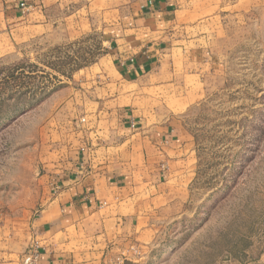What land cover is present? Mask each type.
I'll return each instance as SVG.
<instances>
[{"label": "rangeland", "instance_id": "obj_1", "mask_svg": "<svg viewBox=\"0 0 264 264\" xmlns=\"http://www.w3.org/2000/svg\"><path fill=\"white\" fill-rule=\"evenodd\" d=\"M79 11L62 4L41 28L26 19L0 34V264H26L37 245L20 238L43 197V161L65 158L70 123L84 117L62 110L71 92H96L112 71L108 23ZM201 13L211 21L200 27L195 103L177 112L180 53L146 79L164 77L148 103L180 127V214L148 258L136 246L117 264H264V0H213Z\"/></svg>", "mask_w": 264, "mask_h": 264}, {"label": "crops", "instance_id": "obj_2", "mask_svg": "<svg viewBox=\"0 0 264 264\" xmlns=\"http://www.w3.org/2000/svg\"><path fill=\"white\" fill-rule=\"evenodd\" d=\"M210 2L0 0V34L26 19L41 28L52 8L78 4L81 19L85 13L104 18L115 47L111 74L100 77L104 86L71 92L72 102L62 109L65 115L74 108L84 115L70 123L65 158L43 161V197L20 238L25 246L37 244L38 264H117L136 246L142 259L148 258L157 233L179 216L180 127L170 129L157 119L159 107L148 103L147 96L157 93L164 77L146 79L156 64L175 65L171 56L180 53L177 112L195 103L200 27L211 21L201 10ZM21 3L31 10L27 16L21 14ZM2 255L4 260L13 257L9 251ZM15 264H21V257Z\"/></svg>", "mask_w": 264, "mask_h": 264}, {"label": "built area", "instance_id": "obj_3", "mask_svg": "<svg viewBox=\"0 0 264 264\" xmlns=\"http://www.w3.org/2000/svg\"><path fill=\"white\" fill-rule=\"evenodd\" d=\"M21 8L23 11L24 10L26 11L29 9V7L25 3L21 4ZM39 256H40L39 248L36 245L35 248L30 252L29 256H27V258L25 259V263L26 264H38Z\"/></svg>", "mask_w": 264, "mask_h": 264}]
</instances>
